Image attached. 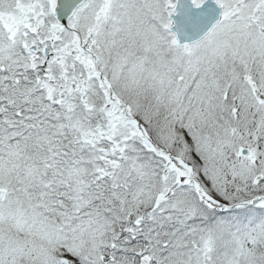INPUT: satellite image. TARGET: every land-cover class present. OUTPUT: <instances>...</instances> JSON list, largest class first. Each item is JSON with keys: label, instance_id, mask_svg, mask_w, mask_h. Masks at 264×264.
<instances>
[{"label": "snow or ice", "instance_id": "snow-or-ice-1", "mask_svg": "<svg viewBox=\"0 0 264 264\" xmlns=\"http://www.w3.org/2000/svg\"><path fill=\"white\" fill-rule=\"evenodd\" d=\"M0 264H264V0H0Z\"/></svg>", "mask_w": 264, "mask_h": 264}]
</instances>
